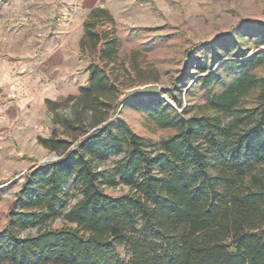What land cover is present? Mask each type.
Segmentation results:
<instances>
[{
	"label": "trees",
	"instance_id": "trees-1",
	"mask_svg": "<svg viewBox=\"0 0 264 264\" xmlns=\"http://www.w3.org/2000/svg\"><path fill=\"white\" fill-rule=\"evenodd\" d=\"M106 18L101 8L89 13L82 49H98L95 27ZM114 49L113 40L105 41L102 59ZM262 65L264 49L242 51L194 77L191 84H222L219 92H206L213 114L186 117L174 94L177 107L146 100L154 123L176 130L151 142L108 120L111 110L101 98L115 85L90 64L87 85L68 98L75 120L64 124L83 138L73 146L56 136L39 138L59 157L26 175L0 233V264H264V79L252 72ZM223 67L233 71L229 81ZM258 86L256 105L242 106ZM119 186L127 191L106 192ZM122 244L131 252L126 263L117 254Z\"/></svg>",
	"mask_w": 264,
	"mask_h": 264
},
{
	"label": "rangeland",
	"instance_id": "rangeland-1",
	"mask_svg": "<svg viewBox=\"0 0 264 264\" xmlns=\"http://www.w3.org/2000/svg\"><path fill=\"white\" fill-rule=\"evenodd\" d=\"M95 8L105 10L109 19H102L95 27L101 37L98 49L84 50L78 41L84 35L82 19ZM36 14L42 16L38 28L31 18H26L28 30L21 33L22 39L15 44H0L3 60H10V52L19 61L26 60L18 73L29 79L27 104L5 113L4 124L0 121V233L8 224L10 209L26 175L47 158L59 157L42 146L39 138L56 136L72 146L83 138L79 131L65 129L64 124L75 120L78 111L68 98L78 95L74 86L87 85L90 64L104 69L115 85L113 93L101 98L111 110L108 120L120 121L134 133L158 142L176 130L154 123L145 110L149 108V98H133L121 106L123 91L158 84L160 96L171 106L177 107L169 94L181 96L178 111H185L186 117L213 114L205 107L206 92H219L222 84L204 87L197 82L191 84V80L214 69L222 57L242 51L252 55L264 49V27L258 22L264 20V0H0L1 23L5 17L10 25L24 22L21 15ZM25 37L33 38L24 43ZM107 40L115 42V49L110 59H102ZM66 70L73 72V85L61 80L68 78ZM252 72L264 79V65ZM44 73L54 78L51 84L56 88L50 93H43L44 89L35 83ZM220 73L229 81L233 71L223 67ZM259 90V86L251 89L240 100L241 105L255 106ZM68 91L71 94L62 93ZM49 101L58 106L54 108ZM234 117L235 113L223 119ZM120 157L113 156L105 164ZM126 191L123 186L106 189L112 195ZM117 254L124 263L131 258L127 244L118 246Z\"/></svg>",
	"mask_w": 264,
	"mask_h": 264
},
{
	"label": "crops",
	"instance_id": "crops-1",
	"mask_svg": "<svg viewBox=\"0 0 264 264\" xmlns=\"http://www.w3.org/2000/svg\"><path fill=\"white\" fill-rule=\"evenodd\" d=\"M89 13L82 19V33L84 31L83 23L87 19ZM11 17L12 15L10 16V18ZM41 17L42 16L38 14H36L35 16L29 15L27 17L21 15L20 18H22L24 22L21 21L15 24L10 22V25L6 24V22L8 21L7 19L9 18L5 17V20L2 19L3 22L2 23L0 22V44H3V42L4 44H15L16 40L22 39V36H20L21 33H24L28 30L27 29L28 27L26 26L25 23V21H27L26 18H31V22L36 24L37 27V25H39L42 22ZM4 22L5 25L3 24ZM16 33L18 34L17 36L15 35ZM32 38L25 37L23 41L24 43H30L31 41L30 39ZM80 39L81 37L78 40L79 44H80ZM8 55L11 57L9 61L0 58V118H2L0 119V121L3 124L5 123V116H4L5 113L12 112L14 107L17 110L19 108L22 109V107L27 104L26 96H27V89L29 88V85L27 83L29 79L19 77V73H18L19 71H22L23 68L26 66V60L19 61L15 56L12 55V52L8 53ZM12 56L14 58H12ZM66 72H69L68 78L61 79L62 82L69 85H73L70 84L72 77L74 76L73 72L71 70H66ZM44 74L40 76L39 80H37L35 83L36 85H39L40 88L44 89L43 93L45 92L50 93L52 92L53 89L56 88L53 84H51L54 78L51 79L53 76L49 74L47 75L46 73ZM56 77H58V75H56ZM83 86L84 85L82 84L74 86V91H76L77 89L79 90V88ZM62 93H64L65 95L71 94V92L69 91Z\"/></svg>",
	"mask_w": 264,
	"mask_h": 264
},
{
	"label": "water",
	"instance_id": "water-1",
	"mask_svg": "<svg viewBox=\"0 0 264 264\" xmlns=\"http://www.w3.org/2000/svg\"><path fill=\"white\" fill-rule=\"evenodd\" d=\"M258 22L264 25V20H258ZM161 92L162 91L158 84H146L143 86H137L123 91L122 93L123 95L120 98L119 103L121 106H123L125 102L133 98H162L160 96ZM51 161H54V159L47 158L45 160V162H51Z\"/></svg>",
	"mask_w": 264,
	"mask_h": 264
}]
</instances>
